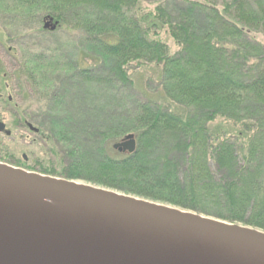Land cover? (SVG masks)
Returning <instances> with one entry per match:
<instances>
[{"label":"trees","instance_id":"obj_1","mask_svg":"<svg viewBox=\"0 0 264 264\" xmlns=\"http://www.w3.org/2000/svg\"><path fill=\"white\" fill-rule=\"evenodd\" d=\"M0 10L32 34L64 33L25 54L17 75L35 93L18 113L38 126L44 156L16 159L7 135L0 162L264 231V0H0ZM143 68L147 91L132 75ZM130 134L136 152L115 151Z\"/></svg>","mask_w":264,"mask_h":264},{"label":"water","instance_id":"obj_2","mask_svg":"<svg viewBox=\"0 0 264 264\" xmlns=\"http://www.w3.org/2000/svg\"><path fill=\"white\" fill-rule=\"evenodd\" d=\"M0 264H264V231L0 162Z\"/></svg>","mask_w":264,"mask_h":264},{"label":"rangeland","instance_id":"obj_3","mask_svg":"<svg viewBox=\"0 0 264 264\" xmlns=\"http://www.w3.org/2000/svg\"><path fill=\"white\" fill-rule=\"evenodd\" d=\"M143 1H145L147 4H152L160 0H143ZM203 1L212 2L214 3L215 6H217V8H221L223 7L226 1H230V0H203ZM4 14L5 13H3L0 10V87H5V86L9 87L6 96L8 95L12 96L14 98V102L12 105H9L7 103L6 105L3 106L2 104H0V119H3L7 127L6 130L9 133L8 140L3 139L4 136H7L5 134H1L0 139L2 138L3 140H5V142L7 143V147H9V150L13 153L16 159H21L22 157H25L26 162L32 164V162L36 160L37 157L44 156V150L41 144L39 143V141H41V137L39 136V134H35L32 131H30L28 127L26 126L22 127L19 125L20 117L18 113L19 112L18 107L28 108L32 106L33 101L35 99V93L33 89L30 87V85L22 81L19 77H17V75L21 70L20 67L22 65V61L25 54L36 52L40 48H49L50 46L55 45L56 38L52 36V33H55L57 37H60V39L64 41V33H62L59 30L56 32H51L50 30H48L43 33L32 34L31 32H29L33 26L32 23H25L23 21L18 20L17 17L7 18ZM256 37L264 45V33L258 32V34H256ZM162 38L166 43L169 44L171 53H175L178 50L173 40H171L166 35L162 36ZM86 53L87 52L85 49L83 50V52L78 49L76 53H74V55L75 56L77 55L78 58L81 60L87 57ZM84 66L87 67V64ZM147 70L143 68L132 72L137 87L139 88V90L142 91H147L145 85ZM28 95L30 96V98H28V102H27L26 96ZM33 125L31 124V126L37 129L38 126H36L35 124ZM228 126L229 125L227 123L221 120L214 123V127L216 128H223V127L226 128ZM55 178H60V177H55ZM70 181H76L81 184H88L94 187L102 188V186L93 183H88L86 181H81V180H70ZM106 189L113 190L109 188ZM113 191H117V190H113Z\"/></svg>","mask_w":264,"mask_h":264},{"label":"flooded vegetation","instance_id":"obj_4","mask_svg":"<svg viewBox=\"0 0 264 264\" xmlns=\"http://www.w3.org/2000/svg\"><path fill=\"white\" fill-rule=\"evenodd\" d=\"M8 88H9L8 86L0 87V104H2L3 106L6 105L7 103L9 105H12L13 102H14V98L12 96H10V95L6 96V93L8 92ZM0 123L5 124L4 121H3V119H0ZM19 125L22 126V127H25V126L28 127V129L30 131H32L33 133H35V134H38L39 133V130L38 129L31 130V128L29 127V126H31V124L29 122H22L21 118H19ZM5 126H6V124H5ZM6 129H7V127H5L4 130H0V135L1 134L9 135L8 134V131Z\"/></svg>","mask_w":264,"mask_h":264}]
</instances>
